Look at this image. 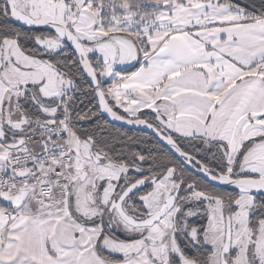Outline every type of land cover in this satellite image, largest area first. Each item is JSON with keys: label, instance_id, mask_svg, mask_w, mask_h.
Masks as SVG:
<instances>
[{"label": "snow or ice", "instance_id": "snow-or-ice-1", "mask_svg": "<svg viewBox=\"0 0 264 264\" xmlns=\"http://www.w3.org/2000/svg\"><path fill=\"white\" fill-rule=\"evenodd\" d=\"M0 264H264V0H0Z\"/></svg>", "mask_w": 264, "mask_h": 264}, {"label": "trees", "instance_id": "trees-1", "mask_svg": "<svg viewBox=\"0 0 264 264\" xmlns=\"http://www.w3.org/2000/svg\"><path fill=\"white\" fill-rule=\"evenodd\" d=\"M123 130H127V128L123 129ZM129 134H132L131 132Z\"/></svg>", "mask_w": 264, "mask_h": 264}, {"label": "water", "instance_id": "water-1", "mask_svg": "<svg viewBox=\"0 0 264 264\" xmlns=\"http://www.w3.org/2000/svg\"><path fill=\"white\" fill-rule=\"evenodd\" d=\"M125 128H127V126H125Z\"/></svg>", "mask_w": 264, "mask_h": 264}]
</instances>
